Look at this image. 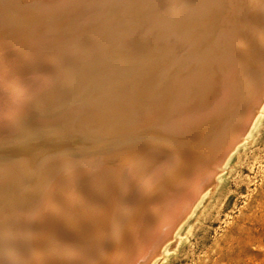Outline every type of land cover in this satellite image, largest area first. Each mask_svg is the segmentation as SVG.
<instances>
[{
    "label": "bare ground",
    "instance_id": "obj_1",
    "mask_svg": "<svg viewBox=\"0 0 264 264\" xmlns=\"http://www.w3.org/2000/svg\"><path fill=\"white\" fill-rule=\"evenodd\" d=\"M138 32L144 45L119 47ZM99 48L111 63L100 62L101 50L90 58ZM132 74L148 78L144 96L122 84L135 82L126 78ZM263 94L264 0H0V147L28 125L34 145L40 135L76 132L85 122L96 136L110 123L119 134L143 132L99 156L97 145L57 152L49 146L31 170L35 184L19 194L30 199V218L47 227L51 241L63 236L52 249L55 264L93 263L92 246L100 253L96 264H150L215 183L216 168ZM6 204L0 236L9 244L0 259L15 264V229L34 224ZM47 257L37 252L34 264H49Z\"/></svg>",
    "mask_w": 264,
    "mask_h": 264
},
{
    "label": "rangeland",
    "instance_id": "obj_2",
    "mask_svg": "<svg viewBox=\"0 0 264 264\" xmlns=\"http://www.w3.org/2000/svg\"><path fill=\"white\" fill-rule=\"evenodd\" d=\"M143 10L141 11L143 12ZM52 12H50V16L57 21V14L55 12ZM60 26L62 28V25ZM131 26L129 27L131 28ZM130 31L132 32V30L129 29L128 32ZM81 32V34H83L84 36V42L86 41L87 43L89 36L87 35L86 30H83ZM137 34L141 35L138 32L136 33V35L134 34L135 36H137L136 39L133 38L134 35H131L128 38L129 40L127 39L128 41L125 45L127 46L128 44V49L124 45H120L119 47H121L122 49L124 48L123 50L126 51L130 50V48H135V46L137 47L138 45L142 44L140 41L142 39H140ZM198 34L199 33L197 32V37H199ZM119 42L121 44V41ZM99 50H101L100 52L102 56L100 62H106L107 64L108 62L111 63L110 60H108V62L106 60L108 54L104 53V51H102V49L100 48L97 50L98 52H95L90 58L99 56ZM149 51H152V54L154 55L153 58H155L157 53H155L151 49ZM154 60L157 61V57ZM153 65L155 64L153 63ZM88 68L89 66H86L84 69L87 70ZM118 71L119 70H117V72ZM125 75L126 74L123 73L122 76H124L125 78ZM110 76L112 77L113 74L111 73ZM132 76L137 78L135 74L129 75V77L127 76L126 78L128 80H135V82L130 83L129 81H124L122 82V84L126 86L133 85V87H136L138 90H135L136 93H142L141 95L144 96L145 91L142 90V87L144 84H146L145 81H147L148 78L138 76L139 78L137 80ZM138 86H140V88H138ZM81 89L80 87H77L76 91H80ZM263 100L264 99H262V102ZM256 109H259V112L257 111L258 114H255ZM256 109L254 110L253 118L250 117L252 118L250 119V123L248 122L244 127L246 131H242V135L239 137L240 140L238 139L236 141L238 142L236 143L237 145H234L232 147L233 150H230L227 157L225 156L226 160L223 162V165H220L216 168V172L213 175L215 176V183H213V185H207L206 188H208V190H205V193L200 197V199L194 202L195 205L194 207H192L193 211L191 212V214L189 213L186 217H184L183 219L185 221L181 220V222L179 223L180 225L173 229V236L171 234L169 236L170 239L168 238L167 240H165L167 242L166 244L164 241V243L162 244L164 248L161 247L159 250V252H161L160 255H158V252L155 255L156 257L153 258L154 260H152L150 264H264V102L260 103V105L258 106V108L256 107ZM148 117L150 118L151 116L149 115ZM28 126L19 128L21 132H18L19 136H15L14 138H12L10 143L0 147V178H3V176L6 177V180L3 178L4 180L1 179L3 181H0V195L3 193L0 198V206H3V208L5 209L6 207H8L6 203H9L10 206H14L16 204L14 206L16 207L15 209L21 208L22 210L21 212H19V210L15 211V209H13L14 213L16 212L15 215H19L18 217L21 218L24 224L26 222L29 223H26L27 225H31V223L34 224V227H28L25 228V230L14 228L15 231H18H16L17 235L15 236L14 240L15 242H17V244L19 243L17 249H19L20 252V255L18 257L19 259L17 258V262H15V264H28L29 261L27 260L30 259L31 260L29 264H34L36 260L34 257L39 251H45L48 256L47 259H49V264H55L56 261L53 258L55 256L52 249H58L62 245L63 236L61 237L60 235H58V243H56L57 241H51L52 238L50 237L51 239H49L48 232L45 231L47 227H44V225L39 221H37L38 225H35L37 224V222L34 223L31 220L29 211L31 212L33 209H31L32 207L30 208L29 206L30 199L27 200L23 195L19 194V190L21 188L27 190L29 187H32L35 184V176L33 177L31 175V170H35L34 167L35 165L38 166L40 160L41 163L45 160L48 153L46 151L49 150V146L50 148L51 146H53L54 148L56 147L57 149L55 152H57L64 149L74 151L75 148V151H78L82 148L87 147L94 148L95 145H97L95 151H99L100 149L104 150L110 147V149H112V147H116V145L121 146V144L124 142L123 140L125 137L128 138L130 136L132 137L133 135L138 136L143 132L141 130L132 129L129 130L132 133L128 132L130 136H128V134H125L124 132L119 134V125L110 123L101 125L104 130L101 131L104 132V135L102 134L96 136L95 134L100 133L97 132V130H95V133L92 130L89 131V128H87L85 122L83 125L84 128H81V130L79 131L75 132L74 129L71 128L64 129L63 134L58 135L61 140H59L57 135H52L49 137L40 135V142L37 141L39 144H35V146L34 143L36 142L34 141L38 140V138H36L37 136L35 137L33 133L31 134L29 132L30 126ZM64 134L66 136H64ZM136 139L137 138L134 137V140ZM126 140L127 139L125 138V142ZM94 142L95 144H93ZM126 143L128 145L129 142ZM40 144L42 147L40 146ZM122 145H125V143H123ZM40 148L42 150H40L39 152L38 150ZM44 149L46 150L43 151ZM112 151H114V149H112ZM99 155H101L100 151L98 152V154H96V156ZM169 156H171V154ZM192 156H196V154ZM7 169H10V172ZM14 174H16V176ZM26 176H29L27 177L28 179H26ZM23 179L28 184H26ZM15 181L21 182L17 184L15 183ZM30 181H33L32 184ZM23 183L24 185H22ZM13 186H15V188ZM37 193L38 192H36V194L34 193V198L36 199V201ZM3 208L0 207V210H4ZM22 213L25 215H23ZM6 214L8 216L10 215V213ZM22 215L25 217H21ZM60 230L61 232L63 231L61 233V235H63V233L65 232V228L60 227ZM24 231L27 233V235L24 234ZM45 236H47L48 240ZM51 243H54L55 247L54 244ZM6 244H8V242H6V240H4L3 238H0V251L3 250ZM108 248L109 246L104 245L102 250L100 251L107 252ZM91 253L92 257L94 258L93 263L82 262L81 264L97 263L100 255L99 249H95V247L92 246ZM94 253H96L95 255L98 256H95ZM26 257L28 258L27 260ZM20 260L21 262H19ZM3 262L5 264V261L3 259H0V264H3Z\"/></svg>",
    "mask_w": 264,
    "mask_h": 264
},
{
    "label": "water",
    "instance_id": "obj_3",
    "mask_svg": "<svg viewBox=\"0 0 264 264\" xmlns=\"http://www.w3.org/2000/svg\"><path fill=\"white\" fill-rule=\"evenodd\" d=\"M0 238H3V236H0ZM3 239L6 240V242H8V244H9V241H8L5 237H4ZM9 240H10V239H9ZM11 240H12V239H11ZM11 240H10V242L12 243ZM13 240H14V239H13ZM14 242H15V241H13L12 244L15 245L14 247H17V246H18V244H16L17 242H15V243H14ZM17 250H18V249H17Z\"/></svg>",
    "mask_w": 264,
    "mask_h": 264
}]
</instances>
